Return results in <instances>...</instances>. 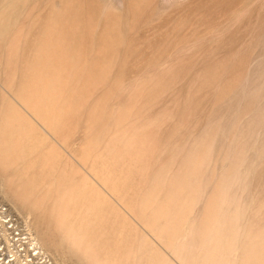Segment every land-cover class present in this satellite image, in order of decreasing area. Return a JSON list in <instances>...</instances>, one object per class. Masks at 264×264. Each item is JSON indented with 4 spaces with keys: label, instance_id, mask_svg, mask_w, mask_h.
<instances>
[{
    "label": "rangeland",
    "instance_id": "obj_1",
    "mask_svg": "<svg viewBox=\"0 0 264 264\" xmlns=\"http://www.w3.org/2000/svg\"><path fill=\"white\" fill-rule=\"evenodd\" d=\"M1 207L0 264H264V0H0Z\"/></svg>",
    "mask_w": 264,
    "mask_h": 264
},
{
    "label": "built area",
    "instance_id": "obj_2",
    "mask_svg": "<svg viewBox=\"0 0 264 264\" xmlns=\"http://www.w3.org/2000/svg\"><path fill=\"white\" fill-rule=\"evenodd\" d=\"M0 209L4 210V209H3V207H1ZM1 213H2V214H3V213H5V214H6V212H5V211H1ZM7 214H8V215H10L8 211H7ZM4 217H5V216H4ZM8 229H9V227H8Z\"/></svg>",
    "mask_w": 264,
    "mask_h": 264
}]
</instances>
